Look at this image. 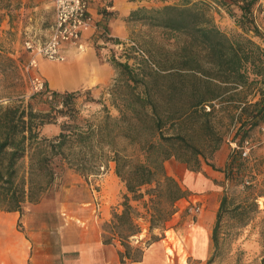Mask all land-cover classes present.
<instances>
[{
    "label": "trees",
    "instance_id": "obj_1",
    "mask_svg": "<svg viewBox=\"0 0 264 264\" xmlns=\"http://www.w3.org/2000/svg\"><path fill=\"white\" fill-rule=\"evenodd\" d=\"M258 5L259 0H180L133 9L127 20L160 28L169 48L155 60L149 57L151 63L141 58L130 64L128 57L111 55L107 61L116 76L109 84V104L116 114L103 104L98 118L83 115L76 106L80 89H53L44 81L28 97L8 92L6 78L14 60L0 48V211L22 214L26 204L39 202L54 189L66 167L87 176L113 161L125 192L121 210H114L103 224V241H119L121 262L141 259L142 248L130 244L142 230L139 220L148 232L164 229L177 200L189 194L168 173L166 162L174 159L194 172H201L203 165L216 169L213 157L224 142L240 147L264 123V38L255 16ZM214 7L223 9L239 32L220 29L211 14ZM97 26L106 30L105 24ZM103 36L98 33L96 40ZM94 49L103 61L99 44ZM47 125H56L58 131L43 134ZM237 147H231L222 170L223 193L211 235L214 249L223 215L245 219L246 201L257 212V200L264 196L252 180L245 182L254 175ZM237 190L245 195L235 202ZM213 261L211 256L208 264Z\"/></svg>",
    "mask_w": 264,
    "mask_h": 264
},
{
    "label": "crops",
    "instance_id": "obj_2",
    "mask_svg": "<svg viewBox=\"0 0 264 264\" xmlns=\"http://www.w3.org/2000/svg\"><path fill=\"white\" fill-rule=\"evenodd\" d=\"M144 2L89 0L92 27L82 33L77 43L64 44L65 61H39L40 73L49 87L75 90L109 79L111 66L106 61H100L94 49L95 43L99 44L100 52L104 53L109 45L100 38L96 40L99 33L96 26L105 24L110 36L125 39L129 34V13L144 5ZM12 7L9 10L12 20L16 15L20 28L32 35L35 42H43L49 37L54 19L53 0H16ZM103 10L112 13L104 15ZM0 11L5 9L0 8ZM6 16L10 19L8 12ZM261 137L264 139V134ZM231 145L229 142L223 143L215 152V164L226 163ZM203 170L212 178H219V174L215 173L217 171L210 166L203 165ZM74 174L80 178V182L77 179L75 184L69 185L52 199L43 198L37 203H28L22 214L19 211H0V264H165V260H171L167 254L165 259L161 257L159 244L151 243L148 247H142L144 252L141 259L121 262L119 251L122 247L119 241L115 238L108 243L103 241V224L111 220L114 210H121L120 202L125 192L123 182L115 174L113 161H107L105 169L97 173L87 176L77 172ZM219 200L202 210L191 225L190 215L184 216L181 208L177 209V205L185 202L186 197L175 204L176 211L171 221L178 218L183 222L179 237L183 241H191L193 250L189 257L196 259L197 264L211 255V235ZM19 221L23 223V230L17 228ZM168 230L173 229L165 232ZM143 239L138 236V241L134 238L131 243L144 245Z\"/></svg>",
    "mask_w": 264,
    "mask_h": 264
},
{
    "label": "rangeland",
    "instance_id": "obj_3",
    "mask_svg": "<svg viewBox=\"0 0 264 264\" xmlns=\"http://www.w3.org/2000/svg\"><path fill=\"white\" fill-rule=\"evenodd\" d=\"M15 1L16 0H0V4L2 6L8 4V6L1 8L5 9V11H0V48H2V50L5 52L6 56H9L14 60L15 65L14 68V65L11 64L13 67H10L11 71L6 78L8 82L7 91L11 92L13 95H18L19 97H28L33 92L37 91L34 88V84L32 82L33 76H37L43 82L45 81L43 79V75L40 73L39 61L46 60L51 63L56 62L47 60L40 55H37V67H27L28 60L33 52L26 48L25 41L28 39L33 40L34 38L32 35H29L22 28H20L18 24L19 20L16 18V15L12 20L9 10L13 9L12 4H15ZM144 1L145 4L141 6L149 8L158 7L166 3L179 2L180 0ZM6 12H8L10 15V19L7 18ZM48 14H50V11H48ZM211 14L213 15L214 21L220 29L229 34H235L239 32V29L234 24L232 18L227 15L223 9H217L216 7L211 8ZM255 16L257 24L259 25L260 31L264 38V0H259V5L257 7ZM11 27H13V29H11ZM127 38L137 42L146 52L147 56L152 60L161 57L163 51L166 48H169V44L167 43V34H163L160 28L149 26L142 23L141 21H129V34ZM254 39L261 42V39L258 37H254ZM114 50L115 49L109 46L106 52H101L103 61L108 62L107 60L111 58ZM127 57L129 58L130 64H136L141 59V57L132 51H128L126 53V58ZM126 58H121V60ZM10 63L11 62H7L8 67L11 66ZM111 69V76L106 81L91 87L79 88L81 93L76 99V106L80 109L83 115L98 118L102 114L103 104H106L109 107L112 114H116L115 108L109 104V84L116 76V70H114L112 66ZM1 78L2 77L0 76V79ZM86 89H90L91 91L87 93L85 92ZM57 131L58 127L56 125H47L43 129V134L51 136ZM262 134H264V132L260 130V128L253 131L251 138L253 142H255V146L250 149L246 157H242L247 169L250 170L254 175L253 178L246 176L245 181L252 180V182L255 184L256 192H260V190L264 191V146L261 143L263 140V137H261ZM224 143L228 142L226 141ZM231 147L233 146L231 145ZM224 166L225 164L216 163V169H212L217 171L215 173L219 174V178H212V176L209 175L205 170H202L201 172L190 171L184 164L179 163L174 159H170L166 162V169L168 173L173 175L180 182V184L189 191L186 201L180 206L177 205V209L181 208L184 216L189 215L187 208L192 203L200 205V214L202 210L211 207L214 201L220 199V196L223 193V187L221 183L224 181V174L222 171ZM99 171L101 170L99 169ZM74 172V169L66 167L62 173V176L58 179L54 189L48 192L43 198L50 200L57 193L59 194V192L63 191V189L69 187V185L75 184L77 179L79 180V183L80 178L76 176ZM239 187L242 188V185ZM96 188L98 189V186ZM244 195L245 194L243 192L237 190L234 191V196H232V198L236 202L242 200ZM257 203L258 211L256 212L253 210V207L249 205V201H246L248 215L245 219H239L232 216L231 214L223 215L219 229L218 246L214 249V245L212 244L211 255L207 259L198 262V264H208V259L211 256L214 258V261L211 264H264V196L258 198ZM199 214L197 216H199ZM171 220L172 218L166 223L164 229L161 230L159 228H154L151 232H148L144 221L139 220L142 230L137 236H142V238H144V245L138 244L139 242L136 243L137 245H133L131 241L134 239V237L130 238V244L133 247L139 248L148 247V245L151 243H154L155 245L159 244L161 257L164 259L166 258L165 249L167 252H171V247L173 246L172 258L169 261L165 260V264H186V262H190V264H197L196 259L192 260V257H189L193 250L191 241H183L182 238L179 237V233L182 232L180 229L183 227L181 226L183 222L178 218H175L173 221ZM244 221H246V224L242 225ZM17 228L19 230H23V223L19 221L17 223ZM170 228L173 230H168L165 232ZM143 252L144 250L142 249V253Z\"/></svg>",
    "mask_w": 264,
    "mask_h": 264
},
{
    "label": "built area",
    "instance_id": "obj_4",
    "mask_svg": "<svg viewBox=\"0 0 264 264\" xmlns=\"http://www.w3.org/2000/svg\"><path fill=\"white\" fill-rule=\"evenodd\" d=\"M54 7V19L51 26V32L49 37L43 42H35L34 40L28 39L25 41L26 48L32 53L28 60L27 67L35 68L38 65L37 55L55 62H63L66 56L63 52V46L66 43H77L82 36V33L88 28L92 27L91 16L89 14V0H53ZM98 32L102 33L104 36L100 39L106 44L111 46L114 50L113 56L116 59L121 60V58H126V53L132 51L139 57L150 62L149 57L146 52L141 48V46L134 40L118 39L117 41L104 40V37L110 36L106 30L100 27ZM151 63V62H150ZM153 65V64H152ZM154 66V65H153ZM32 82L34 88L39 90L43 87V81L37 76L32 77ZM260 130L264 132V123L261 125ZM264 146V139L261 141ZM233 147H237L234 143ZM255 146L252 138L244 141L242 146L237 147L241 151L242 157H246L250 151ZM104 166H100V170H103ZM248 183V181H245ZM243 186V184H242ZM201 210L200 205L192 203L188 208L187 212L191 216L190 225L194 223L195 218ZM137 238L138 236H132ZM169 258L173 255V246L171 247V252H166Z\"/></svg>",
    "mask_w": 264,
    "mask_h": 264
}]
</instances>
